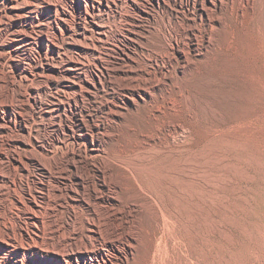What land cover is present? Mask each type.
I'll return each instance as SVG.
<instances>
[{
	"label": "rangeland",
	"instance_id": "1",
	"mask_svg": "<svg viewBox=\"0 0 264 264\" xmlns=\"http://www.w3.org/2000/svg\"><path fill=\"white\" fill-rule=\"evenodd\" d=\"M236 1L226 0L223 12L220 10L212 14L219 16L224 25H218L212 31L213 43L209 53L200 60L193 59L196 64L188 69V75L178 70L179 66L173 60L170 64L168 56L165 60L158 57L160 67L156 73L160 76V71L169 67L172 76V80L167 81L170 94H163L166 88L163 85L154 92L155 101L163 106L164 111L156 113L158 117L155 119L150 116L151 108L141 104L134 112L128 113L124 120L120 119L122 127L119 134L108 138L105 144L110 154L118 155L127 141L132 143L137 139L139 145L143 140L148 143L168 141L180 148V156L188 155V158L193 159L192 180L184 182L180 176L175 185L178 188L176 194L175 188L168 192L159 189V206L152 212L137 214L135 223L130 224V227L138 239L133 255H125L128 259L124 257L123 261L124 250L119 252L111 246L102 247L98 241L91 246L87 238L80 239L81 244H88L92 248L91 255L87 257L89 263L91 257L94 264L99 260L105 264L101 257L103 252L100 251L105 248V258L113 264H264V0H243V7L239 8L233 6L235 3L237 5ZM38 2L35 14L22 18V27L17 28L16 21L11 20L0 32V44L6 46L0 51V76H6L4 79L7 82L3 79L5 86L10 87L14 75H18L19 65L23 63L37 73L36 80H24L20 86L23 89L20 88V92L15 94L14 112L0 109L1 114L9 117L11 124H16L9 128L2 142L1 149L10 155L17 151L14 141H26L32 142V146L37 147L34 150L36 154L45 155L46 160L47 152H43L51 151L54 139L61 137L62 140H71L73 132L79 134L80 131L96 134L95 126L106 121L104 114L110 101L107 98L109 94H114L113 90L119 84L118 76L110 75L109 72L133 44L128 38L129 30L137 32L141 38L135 43L138 53L135 52L134 57L139 62L141 60L139 64L142 65L156 63L155 56L158 49L162 48L165 35L168 41L175 43L178 40L180 44H185L181 47L190 53L186 36L187 33L191 35L187 26L189 21L195 20L201 26V40L208 37L198 13L203 0H169L163 9L157 8L155 0H101L100 5L107 10L104 13L89 7L100 0ZM47 3L54 4L60 11H68L70 19L67 25L64 24L68 26L67 30H57L56 34L51 32L48 40L42 42L45 34L42 35L41 29L44 25H52L56 16L46 11ZM4 7L0 6V20L4 19ZM125 13L130 15L131 23L122 21L121 15ZM97 27H102L103 34H98ZM141 27H147L149 31ZM9 29L22 30L36 44L32 56L12 49L10 39L6 36V30ZM167 48L164 45L165 51ZM190 57L195 58V54ZM69 63L78 65V78L72 79L73 75L69 77V72L65 76L55 74L66 69ZM49 65L54 71L53 74L48 73L50 78L44 74ZM9 89L12 90V87ZM20 93L24 95L20 96ZM180 95L186 97L182 99ZM176 97L177 104H169V99ZM47 108L57 110L53 116H48L45 113ZM188 112L194 113L193 119L189 118ZM182 122L186 124H180ZM21 124L32 127V137L23 132ZM150 128H156V137L137 136L142 131L149 135ZM68 149L60 152L58 158L67 155L72 148ZM26 150H21L24 157L33 149ZM77 161L79 171L93 169L94 163L83 156L77 154ZM28 168L19 177L20 183L22 181L21 192L17 197L14 196V201L23 196L30 203L34 197L40 200L42 196L43 182L47 181V177L34 164H28ZM88 185H91V181H88ZM86 194L89 195V191ZM134 194L131 192L121 197L125 199ZM15 211L12 219L14 226L18 232L26 234L23 212ZM129 211L132 212L129 214L131 218L137 208L133 207ZM84 212H81L82 216L77 221L79 226L86 219ZM67 218L65 215L63 221ZM107 224L110 227L104 226V229H115L110 219ZM7 226L2 227L6 236L13 228L11 224ZM22 240L20 242L25 244V239ZM27 253L23 259L25 264H35V260L36 264H40L41 261L38 257L36 259L32 250H27ZM5 254V249L0 251V264H15L18 259H22L15 253ZM82 257H79L80 261L74 260L73 264H85ZM45 262L58 264L52 258H45L41 263Z\"/></svg>",
	"mask_w": 264,
	"mask_h": 264
},
{
	"label": "bare ground",
	"instance_id": "2",
	"mask_svg": "<svg viewBox=\"0 0 264 264\" xmlns=\"http://www.w3.org/2000/svg\"><path fill=\"white\" fill-rule=\"evenodd\" d=\"M60 1L62 2L63 0ZM155 1V5L158 9L165 8V6L168 5L167 2H169V0ZM225 1L226 0H203V4L199 8L198 13L203 29L205 32H207L206 34L208 37H205L203 40H201L199 36L200 32H202L201 26H199L195 20L191 22L189 21L187 26L190 28L191 35L187 33L186 36L190 53H186L183 47H181V45L185 44H180L178 40L175 43L171 42L170 40L168 41L169 38L167 35H165V43L163 42L162 48H160V50L158 49V53L155 56V64H139L141 60L139 62L138 58L136 59V57H134V53L138 51L135 43H138V41H140L139 39L141 38H139L137 32L129 30L128 38L133 44H131L129 51H123L124 53L121 55V60L114 63L111 71L109 72L110 75L113 74L116 77L118 76L117 82L119 84L115 86L116 88L113 90L114 94H109V98H107L108 100L110 99V101L107 103V108L104 114L106 121H103V124H98L95 126L96 134L89 135L83 131H80L79 134L73 132L71 140H62L61 137L54 139L51 144V151L43 152L44 154L47 152L46 160L44 158L45 155L42 153H39L42 154V156L36 154L34 150H36L37 147L32 146V142L28 143L26 141H14V147L17 151L16 154L13 153V155L8 154L1 149L3 144L2 142L7 136L9 128H12V126L16 124H11L9 117L0 113V251H4L5 249L7 255H10L11 253L18 254L22 259H18L15 264H25L23 259H25L26 255L28 254L27 250H32L33 255L36 257V259L38 257L41 262L44 261L45 258H52L53 260H57L58 264H73L74 260L80 261L79 257L83 256L82 258L84 259L85 264H94L95 262L91 257L89 258L91 262H88L87 257L91 255L90 249L92 248L88 244L80 243L82 242L80 239L83 238H87L88 241L91 242V246L94 245V242L98 241L101 243L102 247L109 248L111 246L113 248H117L119 252L124 250L123 261L125 258L128 259L125 257V255H133L138 238L136 232L133 233L134 231L131 230L132 226L130 227V224L133 225V223H135V219L140 213H146L148 211L152 212L159 206L158 203L160 199H158L159 197L157 195V191L159 189H163L168 192L169 190L175 188V193L178 189L175 187V185L180 180V176L184 182H190L192 180V176L194 174L192 164L193 159L191 160V158H188V155L187 157L183 154V156H180V148H177V146L172 145L168 141L148 143L143 140V142L139 145L137 139L132 143L128 141L125 143L124 141L126 146L124 145L125 147H122V152H120L118 155H113L110 154L108 149L105 147L106 140L119 134L121 130L120 128L122 127V125L119 124L120 119L124 120L128 113L134 109H138L141 104H146L149 108H151L152 113L150 116H152V118L156 119L158 117L155 114L161 112V110H163V106H160L159 103L155 101L156 99H154V92L160 88L161 85H163L166 87L165 91H163V94H170V84L168 85L167 81L169 79L170 81L172 80L169 67L167 69H162L160 71V76L156 73L157 68L160 67L158 63V57H162V59L165 60L166 56H168V58H170L169 63L172 64L171 60L176 62L179 66L178 70L184 74L188 72L189 68L195 66L196 58L199 60L200 58H205L209 53L210 47L213 43L211 39L212 31L217 28L218 25H224L219 16L216 15L215 17L212 14L218 13V11L222 10ZM242 1L243 0L236 1L237 5L235 3L233 6L239 8L242 6ZM100 4H102L101 0L96 5L92 3V5L89 7H91L94 11L96 10L103 13L106 12V8H103ZM4 5V19L0 20V32H3L2 27L7 26V23L11 20L16 21L17 28L22 27V18L35 14L39 2L38 0H0V6ZM188 6L189 4L187 7ZM45 9L51 16H56L54 17L52 25H44V27L41 29L42 35L45 34L42 42L48 40V36L51 34V32H53L52 34H56L57 30H67L68 26H65L64 24L67 25V22L70 19V14L68 11L65 9L63 11L58 10L54 4H45ZM221 12H223V10ZM121 18L124 23H131L130 15L128 16L127 13L122 14ZM141 28L146 29L147 27ZM96 30L99 35L103 34L104 30L102 27H97ZM146 30H148V28ZM6 36L8 39H10V43L14 51L21 52L29 57L32 56L36 44L32 40L28 39L22 30H6ZM100 37L101 36H99V38ZM99 41L101 40L99 39ZM164 45L168 46L166 51L163 49ZM2 49H6V46L0 44V51ZM193 53L195 54V58L190 57V55ZM118 58L120 59V57ZM68 65L69 66L66 69L57 71L55 74L59 76H65L68 74L66 72H69L68 76L72 74V79L78 78V74H80L78 72V65L70 63ZM165 65L166 62L164 66ZM53 72L52 65H49V68L45 69L44 74L45 76H50V74H53ZM36 74L27 68L24 63L23 65H19L18 75H14V80L11 85L8 84L10 87H12V90L9 89L10 87L8 88V86H5L6 84H4V80L7 82V79H4L6 76L4 75V78L0 76V89H2L0 92V109L8 110L10 113L14 112V108L16 107H13L14 102H16L15 96L17 95V91L22 88L20 87L21 84L24 80L31 82L33 79H35ZM173 76H175L174 73ZM55 78H57L56 75ZM99 80L101 83L103 82L100 77ZM74 81L76 80L74 79ZM18 82L20 83L19 85L17 84ZM23 95L20 93V96ZM16 100H18V97ZM169 100L170 101L168 102L169 104H172V106L174 104L176 105L178 101L177 97L170 98ZM55 110L57 109L53 110L52 108H47L45 113L48 116H53V112H55ZM188 114L189 118L193 119L194 113L191 112L190 114L188 112ZM172 122L174 123L176 121ZM180 124L186 123L182 122ZM21 127L27 136H33L34 130L31 126H28V124H21ZM54 128L56 130V127ZM149 132L150 134L147 135L142 131L138 133L137 136H141V138H152L153 136L156 137V128H150ZM120 146L118 149H120ZM69 147L72 148L70 149L71 151H68L69 153L67 152V155L62 154L64 156L58 158V154L60 152H64V150L68 149ZM24 148L27 150L32 148L33 150H31L27 156L24 157L21 154V150ZM51 154L53 156H50ZM77 154L79 157L83 156L86 160L93 162V169L90 171H79L80 169L78 167ZM70 156L73 158L70 159ZM67 159L70 160L68 161V164L64 165V162ZM28 164H34L36 167H39L43 174H45L47 177V181L43 182L44 191L42 196H40V200L37 197L32 196L34 197V200L28 203L24 200L23 196H19V199L14 201V196L17 197V195L21 192L20 188L22 181L20 183L19 177H21L25 171L29 170ZM181 167L182 169L180 170L179 168ZM22 180L24 181V179ZM88 181H91V185H88ZM29 186L31 185L29 184ZM87 191H89V195L86 194ZM131 192L135 193L134 196H128L125 199L121 197L125 194H131ZM171 195L173 194L171 193ZM133 207L137 208V211L135 215L130 218L129 214H132V212L129 210H131ZM14 209L19 213L23 212L25 219L24 223L26 225L25 229L27 228L26 234H24L22 231L18 232L14 226L12 220L14 216ZM84 211H86L87 215H85ZM81 212H84L86 219L83 220L79 226L77 221L80 219V215L82 216ZM65 215H67L68 218L64 222L63 217H65ZM108 219L112 221L115 229H104V226L110 227L109 224H107ZM7 224H11L13 228L11 229L12 231L10 234H7L6 236L4 235L2 227L7 226ZM16 227L18 226L16 225ZM21 238L25 239V244L20 242L22 240ZM100 251L101 253L103 252L101 254L103 262H105V264H113L107 262V259L105 258V256H107L105 248H102ZM99 261H96L97 264H101ZM41 262L40 264H43ZM34 263L36 264V260ZM44 264L49 263L45 262Z\"/></svg>",
	"mask_w": 264,
	"mask_h": 264
}]
</instances>
